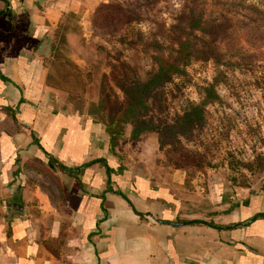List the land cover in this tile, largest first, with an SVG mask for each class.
<instances>
[{
	"label": "crops",
	"instance_id": "0c3cea01",
	"mask_svg": "<svg viewBox=\"0 0 264 264\" xmlns=\"http://www.w3.org/2000/svg\"><path fill=\"white\" fill-rule=\"evenodd\" d=\"M103 1L0 0V264H264L263 190L198 215L48 85L49 33Z\"/></svg>",
	"mask_w": 264,
	"mask_h": 264
},
{
	"label": "rangeland",
	"instance_id": "374dc122",
	"mask_svg": "<svg viewBox=\"0 0 264 264\" xmlns=\"http://www.w3.org/2000/svg\"><path fill=\"white\" fill-rule=\"evenodd\" d=\"M185 1L105 0L121 11L70 14L66 42L59 43L58 31H51L44 59L64 108L95 118L108 138L106 128H113L109 143L121 165L166 178L184 200L196 199L195 213L217 215L240 198L264 191V0H201L206 19L223 13L232 19L230 32L241 63L223 68L226 78L216 86L221 101L207 104L203 124L185 136L174 123L189 102L201 101L200 88L215 75L212 61L190 62L186 74L172 76L142 105L127 104L110 78V66L118 60L140 80L157 68L153 56L167 53L154 43L169 44L174 35L167 30Z\"/></svg>",
	"mask_w": 264,
	"mask_h": 264
},
{
	"label": "trees",
	"instance_id": "16d2710c",
	"mask_svg": "<svg viewBox=\"0 0 264 264\" xmlns=\"http://www.w3.org/2000/svg\"><path fill=\"white\" fill-rule=\"evenodd\" d=\"M250 7L258 9L255 6ZM113 10L114 14H118L121 11L119 6L111 3H100L95 8V12H100L103 16L109 15V13L112 14ZM203 14L201 0L185 1L177 17L176 24L167 30L168 33L170 32L169 34L174 35L173 38H169V44L154 43L156 47L164 48L167 55L153 56L157 68L149 73L145 80H140L132 74L130 66L124 61L118 60L117 64L110 66V78L123 91L127 104L142 105L145 104L147 97L155 88L169 81L172 76L186 74V67L190 62L212 61L215 66V75L212 82L206 83L200 88L201 101L199 103L189 102L184 113L174 123L177 129L176 132L182 136L203 124L207 104L221 101L216 86L226 78L223 68H234L241 63L239 61V57H241L240 50L234 44V38L230 32L232 19L226 13L212 19H206ZM69 15L66 16L65 22L54 30L59 33V43L66 42V32L69 24L67 17ZM132 21V19H129L127 23ZM127 41L124 42L130 46L136 44L132 40ZM75 51L80 52L79 55L83 57L84 53L81 50L75 49ZM61 53L59 47H56L54 55L59 58ZM234 57L236 59H233ZM261 78L264 79V65L261 70ZM52 79V74L48 71L46 81L48 85L55 87ZM112 130L110 125H108L106 131L110 136V143L113 145Z\"/></svg>",
	"mask_w": 264,
	"mask_h": 264
},
{
	"label": "water",
	"instance_id": "95a60500",
	"mask_svg": "<svg viewBox=\"0 0 264 264\" xmlns=\"http://www.w3.org/2000/svg\"><path fill=\"white\" fill-rule=\"evenodd\" d=\"M8 206H9L10 208H14V209H19V208H20V206L17 205V204H15V203H9ZM21 208H22V207H21Z\"/></svg>",
	"mask_w": 264,
	"mask_h": 264
}]
</instances>
